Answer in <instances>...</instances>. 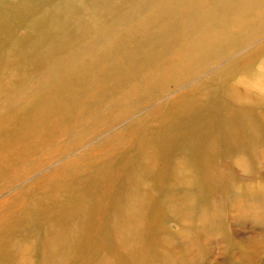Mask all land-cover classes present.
Segmentation results:
<instances>
[{
  "label": "rangeland",
  "instance_id": "1",
  "mask_svg": "<svg viewBox=\"0 0 264 264\" xmlns=\"http://www.w3.org/2000/svg\"><path fill=\"white\" fill-rule=\"evenodd\" d=\"M263 64L264 0H0V84L53 70L0 113V264H39L49 248L73 256L69 264H93L97 254L124 264L109 225L104 244L85 241L136 197L149 206L131 244L147 254L143 264H264L263 210L231 193L235 182L259 184L264 198V156L248 144V124L264 138V87L258 102L228 90H242ZM192 139L214 150L198 156ZM216 147L217 184L202 178L216 169ZM139 185L150 196L136 194ZM83 197L93 209L82 234L77 218L55 210ZM83 246H94L91 259ZM141 251L127 254L131 264H141Z\"/></svg>",
  "mask_w": 264,
  "mask_h": 264
},
{
  "label": "bare ground",
  "instance_id": "2",
  "mask_svg": "<svg viewBox=\"0 0 264 264\" xmlns=\"http://www.w3.org/2000/svg\"><path fill=\"white\" fill-rule=\"evenodd\" d=\"M21 9L22 8H20L17 12H19ZM1 10L5 11L7 9H2L1 8ZM8 11L10 13L12 11V9L8 10ZM14 13H16V12H14ZM209 38L216 39L217 37H216V34H211L209 36ZM52 72H53L52 69H49V70L47 69L44 72L39 73L37 75V77L35 76L32 79V82H27L26 80H23L22 82H20L21 86H19V84H20L19 82L18 83H13V84H11L10 82L7 83L6 81L5 82H1L0 85H1V87L3 89H0V113L6 112L7 108L11 107L15 103L16 100L20 101L21 97H23L22 100L26 99L27 98L26 96H28V94L31 93L34 90V88L38 87L37 84L48 83L50 81ZM0 73L3 74L4 72L2 71ZM250 78L251 79H246L245 80L246 83H245V81H243L244 83H242L243 84V89L242 90L236 89V91H233L235 89L233 86L228 88V90L231 91L234 94L236 100H239L241 103L249 102V101L251 102L252 100L258 102L262 98L259 95L258 96H254V95H256L255 93H256L257 90H259L260 87H264V64L261 67V69L256 68V70H253L251 72V74H250ZM12 86L15 89L19 90L20 94L18 93V95H16L15 97H9L8 96L9 98H5L6 95H5V92H3V90L6 87L7 88H11ZM21 93L23 94V96L21 95ZM250 97H254L256 99H252ZM242 109L243 108L240 107L239 110H242ZM248 125L251 127V129H252V131H253V133L255 135L254 138L248 139V144L251 143V144H254L256 146L254 152L256 153V159H259V158L264 156V148L262 146L258 145L257 141L260 140V139H262V140L264 139L263 138V132H262V130H260V127L257 126L256 123L255 124H248ZM197 126H198V128L201 127L202 130H205V126L204 125H197ZM207 128L208 127H206V130L210 131L212 133L218 131V129H216L215 127H213L212 130H208ZM197 141L198 140H196V139L195 140L192 139V141H189L188 143H190L191 145L194 146L195 144L197 145V143H196ZM249 141H250V143H249ZM126 142H127V139L125 138L123 143H126ZM198 142L200 143V141H198ZM136 144L137 145L139 144V147H138L139 151L140 150L147 151V150L144 149L143 144H142V140L140 138L136 139ZM215 145L217 146L216 143H215ZM211 146H212V142H202V143H200L198 148H197L198 150L196 151L197 154H199L198 156L202 155V153L205 152V151H208V153H209V151L212 152L214 150V148L211 149ZM218 147H216L217 149L214 151V153L217 156V158H216V156L214 157L216 159V161H214V163L216 165V169L212 168L213 169L212 174L207 175L205 173L202 176V178L204 180H207V181L214 180L215 184H217L218 181L220 182L221 179L223 178L222 170L221 171L218 170V166L221 167V165L219 163V160H218L219 157L217 155V152H219ZM147 152L149 153L150 151H147ZM235 155L238 157V160L240 161V164L242 165L243 161L245 160V159L244 160L242 159L243 158L242 154L238 155V154L235 153ZM236 158L234 157L233 160L235 161ZM95 162L99 163L100 161H95ZM260 163H262V162H260ZM153 165H160L161 166L160 163L153 164ZM238 169L239 170L242 169V166H241V168H238ZM242 170H244V169H242ZM216 172H218V174ZM157 175L159 177L162 176L159 173H157ZM175 175L176 174H174V176ZM157 186H158L157 183L153 184L154 188H156ZM220 187H221V183H220ZM242 188H245V189H242ZM183 189L186 190V187H183ZM136 191H137L136 194H147V196H150V194H148V191H146V188L142 187V185H139ZM165 192H168L167 194H170L169 197H172V193L173 192H171L170 189L168 191H165ZM231 193H232L233 197H238V195L244 194V196H247V197H245V198H247V200H246V202L248 204L247 206L250 205V206L255 207L254 205H256L258 207H261L260 209L263 210L262 213H264V200H263L264 198L260 199L261 196H262V193H263V189H262L261 185L257 184V185L249 186V187L246 185L245 187H243L238 182H235L234 186H233V191ZM245 193H246V195H245ZM126 195H128V194H126ZM138 198L139 197L134 198V200L131 202V204H129V205H132L131 209L129 211H124L123 210L124 205H123L122 209L121 208L119 209V211L122 210V212H121L120 216L117 217L118 219H116V217H114L117 214L111 213L112 216H110L109 219H106L103 222L99 221V223H103L105 225L104 229L101 228V229H98L96 231V232H98V234L95 235L94 237H92L93 238V243H91L90 240H87L85 242L93 244V245L97 244L98 242H102L104 244V240H105L104 237H108V225H109V227L111 228L110 237H111V239H113V243H114L115 247L118 249V251H126L127 254L129 252L141 251L139 248L131 246V244L133 242L132 241L133 239L134 240H138V237H139L138 231L142 227H143V229H142L141 233H144V231H145L144 228H145V222H146L147 218L143 222L141 217L143 216V211L145 209H147V208L149 209V206L142 207L143 203H144V199L146 200L147 197L143 198V199H138ZM124 199H125V205H127V203H128L127 201L129 199V196H126ZM251 199H253V201ZM77 200L78 201H77L76 205H74V206L65 207L64 209H59L57 211L55 210V213H56L55 218L56 217L59 218L60 216H68L69 218H67V220H71V219L77 218V219H75L73 221V222H77V224H75V228H77V229L81 228L82 229V234H83V232H84L83 230L86 229L87 227L90 228V226H91V225H86V224H88L86 222L87 221L86 216H88L91 213L93 207L88 202V197H83L82 200H79V198H77ZM257 202H260V204L258 205ZM172 208L177 213V215H185V213H186V209H185V206L183 204H177L176 205V202H173L172 203ZM117 213H118V211H117ZM100 220L102 221V219H100ZM137 223H142L143 226L142 225H137ZM136 225H137V229L133 231V228H135ZM262 226H264V225H262ZM66 228L70 229V225L66 224L65 225V229ZM184 230H186V229H184ZM78 232H79V241H80L81 231L78 230ZM66 236H67L68 240H71L70 239L71 235L66 234ZM184 236L188 239V236H187L186 232L184 233ZM260 236L262 238H264V235L260 234ZM60 238H61V236H60ZM67 238L66 239L65 238L59 239V243L60 242H65V241L68 242ZM82 239H84V238L82 237ZM122 240L128 241L129 245L127 247L123 246L122 245ZM83 242H84V240H83ZM251 242H252V240L248 241L247 245H251L252 244ZM92 248H94V246H90V247H84L83 246L81 251H83L85 249H88L89 252H91ZM49 251H50V253L45 250L44 254H46V255H44V257L42 259L40 257V260L38 261L39 264H59V263H61V264H69V261L71 260L70 258L73 257V256H66L67 254H65L64 252L62 254L56 252L58 255L55 257V255H54L55 251L52 248H49ZM18 254L19 253H17L15 256L11 254L10 256H14L16 258V256ZM127 254L124 257V264H126V262L129 263V264L133 263L132 261H129L127 259ZM186 254L189 255L190 257L193 256V252L190 250V248H188L186 250ZM69 255H71V253ZM92 255H93L92 252L89 253V255H87L85 257V260L91 259ZM1 259L3 260V258H1ZM146 259H147V254L143 250V251H141V257L138 259V262L139 263L141 262V264H143ZM21 260L26 262L25 258H23ZM22 264H28V262L22 263ZM93 264H109V261H108V258L105 255L97 254L96 255V262H94Z\"/></svg>",
  "mask_w": 264,
  "mask_h": 264
}]
</instances>
